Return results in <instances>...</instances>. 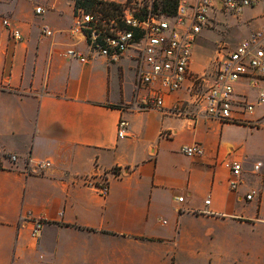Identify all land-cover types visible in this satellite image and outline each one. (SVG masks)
Here are the masks:
<instances>
[{
  "label": "crops",
  "instance_id": "1",
  "mask_svg": "<svg viewBox=\"0 0 264 264\" xmlns=\"http://www.w3.org/2000/svg\"><path fill=\"white\" fill-rule=\"evenodd\" d=\"M74 13V0H0V264H264L258 90L237 82L235 93L254 108L233 122L205 117L188 81L164 96L163 108L141 109L147 92L137 86L133 52L96 55L74 31ZM190 69L204 70L193 51ZM177 105L184 116L171 114ZM193 144L201 156L182 153ZM41 161L50 166L27 173ZM231 161L244 169L234 191ZM112 169L121 174L109 178L105 197L82 183ZM251 188L258 195L246 201ZM36 219L43 225L34 239Z\"/></svg>",
  "mask_w": 264,
  "mask_h": 264
},
{
  "label": "built area",
  "instance_id": "2",
  "mask_svg": "<svg viewBox=\"0 0 264 264\" xmlns=\"http://www.w3.org/2000/svg\"><path fill=\"white\" fill-rule=\"evenodd\" d=\"M89 6H78L74 13L75 32L85 40L89 49L98 56L116 60L127 51L133 52L136 61L137 86L147 92L141 109L163 108L164 96L179 91L188 81L192 104L204 116L219 122L235 121V113L246 114L254 105L245 95L235 93V85L247 80L258 90L257 104L264 106V0H177L173 15L161 11V0H92ZM257 7L263 10L257 16L243 20L256 23L248 35L232 48L223 46L216 58V67L211 73L195 74L190 69L193 46L203 31H209L218 21H240L246 11ZM40 13L41 8H36ZM5 28L9 22L3 20ZM44 36L52 31L43 28ZM11 37L20 40L18 30H11ZM69 58L84 62L79 52L69 49ZM171 114L182 117L183 107L177 105ZM127 121L121 118L117 125L118 137L126 136ZM169 136V134H164ZM182 153L188 157L201 156L203 148L198 144L184 146ZM6 160L15 165L17 155L8 154ZM32 163L28 159L27 164ZM50 166L49 161L37 162L28 174H39ZM230 190H237L243 182V164L231 161ZM2 168V164H0ZM261 163L253 166L254 174L260 173ZM119 170L82 179L85 186L105 197L109 193V178L120 176ZM258 195L255 188L249 189L246 201ZM178 201H182L179 198ZM208 204V201L205 202ZM43 222L33 220L30 235L40 236Z\"/></svg>",
  "mask_w": 264,
  "mask_h": 264
},
{
  "label": "rangeland",
  "instance_id": "3",
  "mask_svg": "<svg viewBox=\"0 0 264 264\" xmlns=\"http://www.w3.org/2000/svg\"><path fill=\"white\" fill-rule=\"evenodd\" d=\"M262 10V7H257L251 11H246L240 21H233L228 18L227 21H223L222 23L218 21L214 23L209 31H203L199 35L192 51L196 64L204 67L202 72L211 73L214 70L216 58L221 53L223 46L226 45L232 48L254 29L256 23L244 21L243 19L246 16H257Z\"/></svg>",
  "mask_w": 264,
  "mask_h": 264
},
{
  "label": "trees",
  "instance_id": "4",
  "mask_svg": "<svg viewBox=\"0 0 264 264\" xmlns=\"http://www.w3.org/2000/svg\"><path fill=\"white\" fill-rule=\"evenodd\" d=\"M92 0H74L75 8L78 6H89ZM177 0H161V11L166 15H173L176 10Z\"/></svg>",
  "mask_w": 264,
  "mask_h": 264
}]
</instances>
